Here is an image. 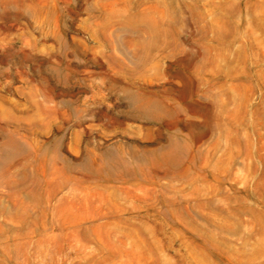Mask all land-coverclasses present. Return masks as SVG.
Instances as JSON below:
<instances>
[{
    "label": "rangeland",
    "instance_id": "1",
    "mask_svg": "<svg viewBox=\"0 0 264 264\" xmlns=\"http://www.w3.org/2000/svg\"><path fill=\"white\" fill-rule=\"evenodd\" d=\"M0 264H264V0H0Z\"/></svg>",
    "mask_w": 264,
    "mask_h": 264
}]
</instances>
